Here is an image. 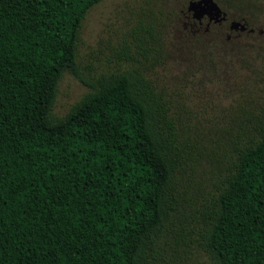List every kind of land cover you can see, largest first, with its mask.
I'll list each match as a JSON object with an SVG mask.
<instances>
[{"label":"trees","instance_id":"1","mask_svg":"<svg viewBox=\"0 0 264 264\" xmlns=\"http://www.w3.org/2000/svg\"><path fill=\"white\" fill-rule=\"evenodd\" d=\"M101 1L0 0V264L163 263L193 155L147 74L154 23L139 20L115 64L83 72L82 25ZM66 72L89 90L58 116ZM247 121L198 209L214 264H264V112Z\"/></svg>","mask_w":264,"mask_h":264},{"label":"rangeland","instance_id":"2","mask_svg":"<svg viewBox=\"0 0 264 264\" xmlns=\"http://www.w3.org/2000/svg\"><path fill=\"white\" fill-rule=\"evenodd\" d=\"M189 1L102 0L87 14L79 42V62L89 74L117 62L115 48L133 40L139 20L161 31V51L147 74L168 96L195 164L184 181V206L168 232L162 264H214L200 244L204 220L198 209L215 189L221 153L231 148L239 125L264 112V0H243L238 7L218 2L228 21L204 20L202 26L194 24ZM234 20L247 29H231ZM88 90L66 72L54 113L65 115Z\"/></svg>","mask_w":264,"mask_h":264},{"label":"water","instance_id":"3","mask_svg":"<svg viewBox=\"0 0 264 264\" xmlns=\"http://www.w3.org/2000/svg\"><path fill=\"white\" fill-rule=\"evenodd\" d=\"M188 11L198 20H202L205 16L218 22L227 19V12L223 10L216 0H190ZM238 27H240L241 30L247 29L245 22L237 20L232 21L231 29Z\"/></svg>","mask_w":264,"mask_h":264},{"label":"flooded vegetation","instance_id":"4","mask_svg":"<svg viewBox=\"0 0 264 264\" xmlns=\"http://www.w3.org/2000/svg\"><path fill=\"white\" fill-rule=\"evenodd\" d=\"M228 15H227V19L224 20V21H221V22H218L214 19H210L209 17L205 16L202 20H198V19H194V24H198L199 26H202L203 23H204V20H207L208 21V24H212V23H215V24H223L224 22L228 21ZM231 27V26H230Z\"/></svg>","mask_w":264,"mask_h":264}]
</instances>
